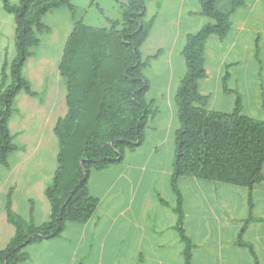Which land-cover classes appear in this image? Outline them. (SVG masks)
I'll return each instance as SVG.
<instances>
[{
	"label": "crops",
	"instance_id": "crops-1",
	"mask_svg": "<svg viewBox=\"0 0 264 264\" xmlns=\"http://www.w3.org/2000/svg\"><path fill=\"white\" fill-rule=\"evenodd\" d=\"M78 2L90 6L94 0H71L77 13L66 9L67 36L83 18ZM144 4L145 17L153 23L140 53L152 57L144 74L154 111L144 140L126 150L121 160L89 173L88 189L97 205L88 220L67 223L55 237L26 241L24 257L17 264H185L183 234L191 244L189 264H264V181L251 190L253 219L242 233L254 254L237 241L248 214L246 187L194 176L179 178L183 217L178 229L170 185L178 127L174 94L186 71L181 50L187 35L211 20L201 13L200 0H145ZM230 4L231 0H216L220 9ZM230 23L226 36L211 35L206 41L205 77L199 81V92L207 97L209 110L229 112L239 96L244 115L264 120V0H245L230 14ZM15 32L14 17L0 0V71L16 55ZM40 35L21 70L34 94L19 91L14 96L8 121L16 149L0 165V249L14 233L6 219L8 204L36 225L50 214L44 189L56 168L58 142L53 129L66 113V89L58 65L57 80L50 82L48 60L39 64L38 81L27 70L33 50L41 45ZM153 63H159L161 81H155L152 72L148 76Z\"/></svg>",
	"mask_w": 264,
	"mask_h": 264
},
{
	"label": "trees",
	"instance_id": "trees-1",
	"mask_svg": "<svg viewBox=\"0 0 264 264\" xmlns=\"http://www.w3.org/2000/svg\"><path fill=\"white\" fill-rule=\"evenodd\" d=\"M16 23V55L0 71V165L7 163L16 149L9 131L12 101L19 91L34 92L22 76L24 62L39 35L48 31L42 17L56 9L77 13L71 0H19L12 4L1 0ZM145 0H120V19L101 28L81 19L66 38L59 74L66 89V113L54 126L58 142L56 168L52 181L44 189L50 204L46 222L36 225L6 206V219L14 226L7 245L0 249V264H17L23 259L24 242L40 241L59 235L69 222L83 223L90 218L97 198L90 194L88 176L122 159L124 152L140 144L148 119L153 114L147 99L149 81L144 74L151 56L143 58L140 47L147 38L153 20L145 17ZM245 0H231L220 9L216 0H200V11L211 22L186 37L181 53L186 71L174 94L178 127L174 132V156L170 176L176 198L174 210L181 230L183 217L179 178L194 176L248 189V214L237 241L253 219L251 190L264 181V120L248 117L241 111L236 96L229 112L209 110L207 97L198 84L205 77L204 48L209 36L223 38L230 30V14ZM185 264H189L190 240L183 234Z\"/></svg>",
	"mask_w": 264,
	"mask_h": 264
},
{
	"label": "rangeland",
	"instance_id": "rangeland-1",
	"mask_svg": "<svg viewBox=\"0 0 264 264\" xmlns=\"http://www.w3.org/2000/svg\"><path fill=\"white\" fill-rule=\"evenodd\" d=\"M78 5L83 11V23L95 27H109L110 21L108 19H120L122 13L120 0H94L90 6L84 4V2H78ZM98 5L100 6L99 8ZM50 14L51 15H46L43 21L48 28L50 27L49 31L48 33L43 32L42 35H40L41 45L36 49V51L33 50L35 53L34 59L27 65L29 67L27 69L28 72L34 75L36 81H38L37 77L40 75L39 64L44 63L45 60L50 62V82L57 80V65L68 33L69 12L66 9H59ZM158 68L159 63H153L150 65L149 70H147L149 74L148 76L152 75L150 72L154 73L155 81H161L162 73H158ZM35 80L33 83L36 86L37 82Z\"/></svg>",
	"mask_w": 264,
	"mask_h": 264
},
{
	"label": "water",
	"instance_id": "water-1",
	"mask_svg": "<svg viewBox=\"0 0 264 264\" xmlns=\"http://www.w3.org/2000/svg\"><path fill=\"white\" fill-rule=\"evenodd\" d=\"M26 241H28V239H27ZM26 241H25V242H26ZM25 242H24V243H25Z\"/></svg>",
	"mask_w": 264,
	"mask_h": 264
}]
</instances>
